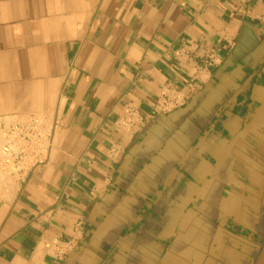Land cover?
<instances>
[{
	"label": "crops",
	"instance_id": "1",
	"mask_svg": "<svg viewBox=\"0 0 264 264\" xmlns=\"http://www.w3.org/2000/svg\"><path fill=\"white\" fill-rule=\"evenodd\" d=\"M41 120L38 159L4 131ZM264 0H0V264H254Z\"/></svg>",
	"mask_w": 264,
	"mask_h": 264
},
{
	"label": "built area",
	"instance_id": "2",
	"mask_svg": "<svg viewBox=\"0 0 264 264\" xmlns=\"http://www.w3.org/2000/svg\"><path fill=\"white\" fill-rule=\"evenodd\" d=\"M41 120L38 115L30 114L23 126L15 124L4 131L7 142L2 146L6 153V160L11 150L18 151V154H25L33 159H38L45 148L43 143V131L40 128Z\"/></svg>",
	"mask_w": 264,
	"mask_h": 264
},
{
	"label": "water",
	"instance_id": "3",
	"mask_svg": "<svg viewBox=\"0 0 264 264\" xmlns=\"http://www.w3.org/2000/svg\"><path fill=\"white\" fill-rule=\"evenodd\" d=\"M254 264H264V243H263V246H262Z\"/></svg>",
	"mask_w": 264,
	"mask_h": 264
}]
</instances>
